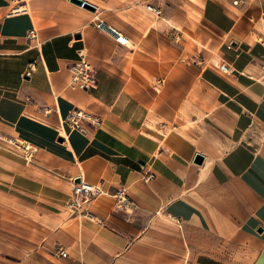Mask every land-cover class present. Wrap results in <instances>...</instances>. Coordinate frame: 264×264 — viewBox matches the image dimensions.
Masks as SVG:
<instances>
[{"label": "crops", "instance_id": "obj_1", "mask_svg": "<svg viewBox=\"0 0 264 264\" xmlns=\"http://www.w3.org/2000/svg\"><path fill=\"white\" fill-rule=\"evenodd\" d=\"M83 1L0 0V137L35 147L0 140V264H264V0ZM77 179L91 218L66 208Z\"/></svg>", "mask_w": 264, "mask_h": 264}, {"label": "built area", "instance_id": "obj_2", "mask_svg": "<svg viewBox=\"0 0 264 264\" xmlns=\"http://www.w3.org/2000/svg\"><path fill=\"white\" fill-rule=\"evenodd\" d=\"M146 10L153 15H159L160 11L153 8L150 5L146 6ZM95 28L101 32L107 34L113 39V41L121 46H127L129 44L128 39L122 35L114 27L108 25L106 22L97 20L95 22ZM30 39H34L35 32H29ZM79 59L70 67V83L73 87H76L80 90H89L94 88L97 85L95 79V73L89 64L85 61L84 55L79 53ZM218 69L227 74L230 72V68L224 64L220 65ZM34 70V63H30L24 73L25 76H29ZM262 82H264V68H262ZM66 123L72 130L81 131L85 125L97 126L99 121L97 117L92 114L86 113L81 109L72 110L67 118ZM16 141H14L15 143ZM18 148L21 150L23 157L27 160H30L33 157L35 152V147L24 142L16 143ZM100 188L97 185H92L83 181L73 184L72 195L69 199L66 208L73 215H84L88 218H91V214L83 210V207L91 201V199L98 194H100ZM116 200L117 207H129L130 201L127 198L124 190L118 191L114 195ZM59 256L65 257L66 254L63 251L59 252Z\"/></svg>", "mask_w": 264, "mask_h": 264}, {"label": "water", "instance_id": "obj_3", "mask_svg": "<svg viewBox=\"0 0 264 264\" xmlns=\"http://www.w3.org/2000/svg\"><path fill=\"white\" fill-rule=\"evenodd\" d=\"M70 3L79 6L87 11L94 12L95 8L90 5L89 3L83 1V0H69ZM197 165H201L203 162V157L200 155H196L193 161ZM76 183H79V179L76 180Z\"/></svg>", "mask_w": 264, "mask_h": 264}, {"label": "rangeland", "instance_id": "obj_4", "mask_svg": "<svg viewBox=\"0 0 264 264\" xmlns=\"http://www.w3.org/2000/svg\"><path fill=\"white\" fill-rule=\"evenodd\" d=\"M0 140L2 141V143H4L5 145V149H7V151H11L14 154L19 155L23 160L27 161V162H31V160H27L23 157L21 150L18 148L17 146V142L14 143L13 140H8L5 138L0 137Z\"/></svg>", "mask_w": 264, "mask_h": 264}]
</instances>
